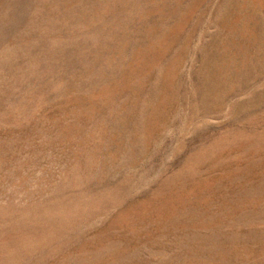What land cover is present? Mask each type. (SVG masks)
Masks as SVG:
<instances>
[{
	"label": "rangeland",
	"instance_id": "374dc122",
	"mask_svg": "<svg viewBox=\"0 0 264 264\" xmlns=\"http://www.w3.org/2000/svg\"><path fill=\"white\" fill-rule=\"evenodd\" d=\"M0 264H264V0H0Z\"/></svg>",
	"mask_w": 264,
	"mask_h": 264
}]
</instances>
